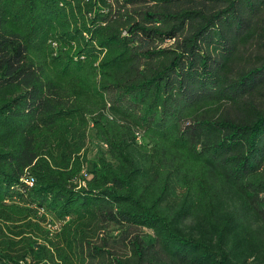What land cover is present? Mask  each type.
<instances>
[{"label":"trees","instance_id":"obj_1","mask_svg":"<svg viewBox=\"0 0 264 264\" xmlns=\"http://www.w3.org/2000/svg\"><path fill=\"white\" fill-rule=\"evenodd\" d=\"M0 264H264V0H0Z\"/></svg>","mask_w":264,"mask_h":264},{"label":"rangeland","instance_id":"obj_2","mask_svg":"<svg viewBox=\"0 0 264 264\" xmlns=\"http://www.w3.org/2000/svg\"><path fill=\"white\" fill-rule=\"evenodd\" d=\"M88 158H89L90 161L96 158V154L94 153L93 150L90 151V153H89V155H88Z\"/></svg>","mask_w":264,"mask_h":264},{"label":"built area","instance_id":"obj_3","mask_svg":"<svg viewBox=\"0 0 264 264\" xmlns=\"http://www.w3.org/2000/svg\"><path fill=\"white\" fill-rule=\"evenodd\" d=\"M30 185H31V182H30Z\"/></svg>","mask_w":264,"mask_h":264}]
</instances>
